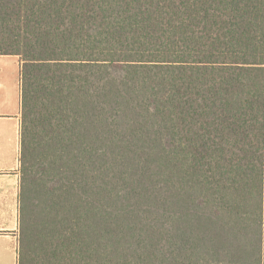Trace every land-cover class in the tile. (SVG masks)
<instances>
[{
	"label": "trees",
	"instance_id": "obj_1",
	"mask_svg": "<svg viewBox=\"0 0 264 264\" xmlns=\"http://www.w3.org/2000/svg\"><path fill=\"white\" fill-rule=\"evenodd\" d=\"M0 55L18 264H264V0H0Z\"/></svg>",
	"mask_w": 264,
	"mask_h": 264
},
{
	"label": "crops",
	"instance_id": "obj_2",
	"mask_svg": "<svg viewBox=\"0 0 264 264\" xmlns=\"http://www.w3.org/2000/svg\"><path fill=\"white\" fill-rule=\"evenodd\" d=\"M10 56L15 55H0V63H4ZM5 64L0 65V264H18L21 216V80L17 82L14 69ZM17 84L20 91L18 95Z\"/></svg>",
	"mask_w": 264,
	"mask_h": 264
},
{
	"label": "rangeland",
	"instance_id": "obj_3",
	"mask_svg": "<svg viewBox=\"0 0 264 264\" xmlns=\"http://www.w3.org/2000/svg\"><path fill=\"white\" fill-rule=\"evenodd\" d=\"M4 63H0V65H2V64H5V65H8L10 68H13L14 69V72H15V75H16V78H17V82L19 81V79H20V63H19V60H18V58L16 57V56H10V58H8V59H5L4 61H3ZM19 85L17 84V86H16V93H17V95L19 94ZM17 111H18V108H19V102H18V96H17Z\"/></svg>",
	"mask_w": 264,
	"mask_h": 264
}]
</instances>
